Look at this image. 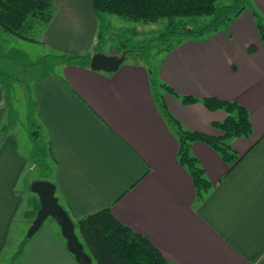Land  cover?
Listing matches in <instances>:
<instances>
[{"label": "crops", "instance_id": "crops-1", "mask_svg": "<svg viewBox=\"0 0 264 264\" xmlns=\"http://www.w3.org/2000/svg\"><path fill=\"white\" fill-rule=\"evenodd\" d=\"M53 1L56 13L39 44L57 57H91L98 30L90 0ZM252 5L264 18V0ZM56 64L59 71L35 79L28 94L49 147L47 180L72 222L110 208L171 264H264V45L249 11L202 42L186 41L165 52L156 71L180 96L217 98L248 112L250 137L228 140L238 157L233 167L207 145L191 144L190 154L211 184L203 199L195 197L177 161V139L155 104L143 62L123 63L111 74L58 58ZM159 93L185 130L223 137L211 126L225 121L223 111L182 105ZM2 100L0 86V257L23 204L17 187L25 181L29 191L35 181L25 172L31 151L21 154L11 129L2 126ZM37 204L31 198V209L18 221L31 225ZM41 231L52 246L35 245ZM30 239L17 264H77L54 219Z\"/></svg>", "mask_w": 264, "mask_h": 264}, {"label": "trees", "instance_id": "trees-1", "mask_svg": "<svg viewBox=\"0 0 264 264\" xmlns=\"http://www.w3.org/2000/svg\"><path fill=\"white\" fill-rule=\"evenodd\" d=\"M90 2L97 21H101L104 15H113L143 24H154L159 20L166 21L159 34L145 39L131 51L125 48L123 52H127L126 56L132 55L143 60L149 72L148 80L155 104L177 139V161L190 176L195 197L203 199L210 192L211 184L196 159L190 154L191 144L199 142L207 145L219 154L227 166L233 167L238 162V157L228 144V140L250 137L252 128L248 112L233 102L217 98L198 100L176 94L169 86L156 78L151 62V51L158 47L165 53L186 41L202 42L227 28L244 11L252 14L264 45V18L253 7L252 0H232L229 5H217V0H90ZM55 13L56 6L53 0H0V33L38 42ZM98 36L97 45L103 40L101 32H98ZM58 58L68 64L77 63L82 66H89L90 60L89 56L84 55H65ZM3 77L0 73L1 88L4 82ZM159 91L171 95L182 105L201 103L209 111H223L226 114L225 121L211 125L221 131L223 137L214 139L201 133L185 130L169 114L163 95ZM29 108V136L33 143L30 161L37 165L36 180L48 181L52 171V163L48 155L49 147L40 137L39 125L35 121L33 103L30 99ZM29 187L30 185L27 187L28 190ZM36 207L35 213L39 210V204ZM73 223L76 235L93 264H171L146 237L131 231L117 221L110 208L83 216ZM24 245L22 241L18 249L22 250ZM17 254H21V251Z\"/></svg>", "mask_w": 264, "mask_h": 264}, {"label": "rangeland", "instance_id": "rangeland-1", "mask_svg": "<svg viewBox=\"0 0 264 264\" xmlns=\"http://www.w3.org/2000/svg\"><path fill=\"white\" fill-rule=\"evenodd\" d=\"M231 2L232 0H217V5H229ZM165 24V20H159L154 24H143L127 21L113 15H104L101 21H97V30L102 33L103 40L95 47V53H101L105 56L122 55L123 50L131 51L145 39L159 34ZM97 39L99 40L98 35ZM162 54H164L163 50L158 47L151 51V62L155 72ZM56 55L39 42L26 41L12 34L0 33V73L4 76L2 102L5 110L2 126L5 125V130L11 129L10 134L15 136L21 154L27 155L29 150L33 151L28 126L29 87L35 79L45 72L55 68L59 71ZM130 61L143 62L139 57L127 55L124 64ZM5 102L7 103L5 104ZM25 172L26 175H29V180L34 178L36 180L37 165L30 159ZM24 182H21L17 187L22 195L23 204L19 209L17 220L14 222L8 244L0 257V264H17L27 243L32 240L27 239L26 236L30 221L24 219L18 221L27 209H31L30 206L27 208L30 199H34L35 203L37 201L36 196L26 191ZM48 223L45 222L44 227H47ZM22 241L25 245L22 250H19L18 246ZM34 242L35 245L50 244L52 246L51 240L42 231L35 237ZM20 251L21 254L18 255L17 253Z\"/></svg>", "mask_w": 264, "mask_h": 264}, {"label": "water", "instance_id": "water-1", "mask_svg": "<svg viewBox=\"0 0 264 264\" xmlns=\"http://www.w3.org/2000/svg\"><path fill=\"white\" fill-rule=\"evenodd\" d=\"M126 54V51L122 55L112 56L94 53L89 60V69L93 72L114 73L123 65ZM29 191L37 197L39 210L27 230V238H32L45 220L54 219L66 242V248L74 257L75 262L77 264H93L91 257L85 253L84 247L76 235L74 223L55 196V186L49 181L36 180L30 184Z\"/></svg>", "mask_w": 264, "mask_h": 264}]
</instances>
